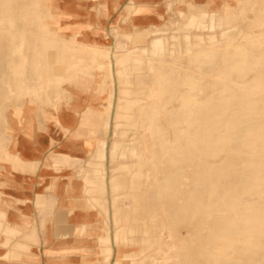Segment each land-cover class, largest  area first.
Here are the masks:
<instances>
[{
  "label": "rangeland",
  "instance_id": "1",
  "mask_svg": "<svg viewBox=\"0 0 264 264\" xmlns=\"http://www.w3.org/2000/svg\"><path fill=\"white\" fill-rule=\"evenodd\" d=\"M66 108L93 214L51 264H264V0H0V165Z\"/></svg>",
  "mask_w": 264,
  "mask_h": 264
},
{
  "label": "crops",
  "instance_id": "2",
  "mask_svg": "<svg viewBox=\"0 0 264 264\" xmlns=\"http://www.w3.org/2000/svg\"><path fill=\"white\" fill-rule=\"evenodd\" d=\"M75 112L63 109L52 121L32 116L28 129L24 118L13 134L0 165V264H51L45 239L83 237L84 218L93 214L85 209L82 170L90 148L61 131L79 125Z\"/></svg>",
  "mask_w": 264,
  "mask_h": 264
}]
</instances>
